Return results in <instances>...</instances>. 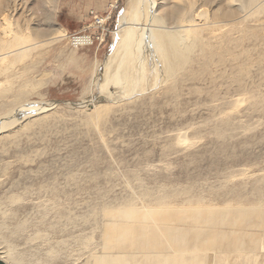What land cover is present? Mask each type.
<instances>
[{
  "label": "rangeland",
  "instance_id": "obj_1",
  "mask_svg": "<svg viewBox=\"0 0 264 264\" xmlns=\"http://www.w3.org/2000/svg\"><path fill=\"white\" fill-rule=\"evenodd\" d=\"M184 2L155 0L154 11L163 16ZM128 3L0 0V16L8 15L14 32L28 31L39 42L25 60L12 65L9 57L0 63V256L8 264H93L99 238L95 208L130 195L136 206L149 208L137 198L141 187L155 195L189 188L218 206L229 201L233 187L250 189L264 178V54L259 55L264 9L244 14L229 0H198L195 8L207 3L210 18L239 11L238 19H247V29L255 33L240 47L252 49V69L242 76L248 86L244 95L231 88L225 101L207 103L205 92L214 87L186 80L185 74L197 69L196 48L174 91H168L171 80L151 86L149 77L138 95L101 101L108 96V64L123 39L118 31ZM96 18L105 21L98 25ZM63 32L66 37L59 38ZM86 35L93 43L74 41ZM229 77L224 86L231 84ZM252 94L257 104L250 102ZM27 101L35 105L31 109L52 106L23 118ZM95 104L109 113L92 123L88 117ZM12 114L21 120L6 122ZM180 197L178 203L187 194ZM260 254L257 264H264ZM199 256L202 262L209 259L206 264L256 263L246 252Z\"/></svg>",
  "mask_w": 264,
  "mask_h": 264
},
{
  "label": "bare ground",
  "instance_id": "obj_2",
  "mask_svg": "<svg viewBox=\"0 0 264 264\" xmlns=\"http://www.w3.org/2000/svg\"><path fill=\"white\" fill-rule=\"evenodd\" d=\"M197 2L186 0L161 16L154 11L155 0H129L118 31L123 39L116 44L108 64L112 76L108 96L101 101L112 99L116 102L120 96L134 97L146 88L143 86L149 77L154 81L153 84L149 81L151 86L171 80L168 91H174L181 81L178 76L180 70L185 64L193 62L190 61L191 52L196 48L199 49L194 59L197 69L185 75L191 83L214 87L213 92H205L207 103L225 101L231 97V88L235 95L246 93L248 86L242 76H248L252 69V49L240 47L246 39H253L255 33L247 29V19L241 21L237 13H260L264 9V0H229L230 3H237L240 10L223 11L214 18L209 16L207 3L205 8L197 11ZM7 16L4 15V19L0 16L5 23L4 28L0 23V63L9 61L10 57L12 65H15L25 60L33 49L32 45L39 42L28 31L22 34L14 32ZM128 23L131 24L130 29L124 32ZM170 23L176 25L171 27ZM58 37H66V34L63 32ZM74 41L84 45L91 43L87 36L76 37ZM236 48H240L238 53ZM259 53L263 55L264 50ZM193 65L190 67L193 68ZM228 76L231 84L224 86L222 82ZM250 97V102L258 103L255 96ZM33 106L28 101L22 106L23 118L52 105L31 109ZM102 106L93 105V112L88 117L92 123L109 113ZM16 116L7 117L6 122ZM20 120L17 117L14 119L16 123ZM141 189L137 198L142 202L148 201L145 203L151 205L149 208L142 210L136 206V198L131 195H128L130 198L115 199L112 203L100 204L99 209L95 208L92 221L95 228H99V238L94 242V249L102 250L100 253L94 251L93 264H153L154 261L166 264L168 260V264H206L209 259L202 262L199 255L235 252L253 255L257 264L263 256L260 253H264V178L256 180L250 189L233 187L228 191L229 201L218 206L206 203L204 197L192 194L189 188L175 192L166 190L156 195ZM182 193L187 194V199H180L181 203H178ZM89 239L95 240L94 237ZM180 253L193 257L178 260Z\"/></svg>",
  "mask_w": 264,
  "mask_h": 264
},
{
  "label": "built area",
  "instance_id": "obj_3",
  "mask_svg": "<svg viewBox=\"0 0 264 264\" xmlns=\"http://www.w3.org/2000/svg\"><path fill=\"white\" fill-rule=\"evenodd\" d=\"M117 5L118 4H116V7H117ZM97 19V21H96V23L98 24V25H102L103 23H104V19L103 18H96ZM90 40L92 39L91 38V36H89V35H86ZM80 37V36H79ZM91 43H93L92 41H91Z\"/></svg>",
  "mask_w": 264,
  "mask_h": 264
},
{
  "label": "water",
  "instance_id": "obj_4",
  "mask_svg": "<svg viewBox=\"0 0 264 264\" xmlns=\"http://www.w3.org/2000/svg\"><path fill=\"white\" fill-rule=\"evenodd\" d=\"M0 264H8L5 260H3L2 258H0Z\"/></svg>",
  "mask_w": 264,
  "mask_h": 264
}]
</instances>
